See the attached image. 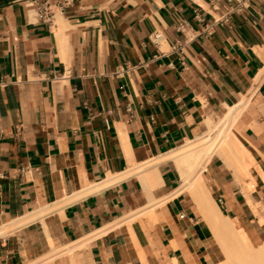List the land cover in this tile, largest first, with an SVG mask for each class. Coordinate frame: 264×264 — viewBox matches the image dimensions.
Here are the masks:
<instances>
[{
    "label": "crops",
    "instance_id": "obj_1",
    "mask_svg": "<svg viewBox=\"0 0 264 264\" xmlns=\"http://www.w3.org/2000/svg\"><path fill=\"white\" fill-rule=\"evenodd\" d=\"M65 1L48 29L0 0V229L50 212L0 235V264L219 262L165 159L253 92L235 131L264 174V0ZM203 176L221 215L261 245L262 180L217 154Z\"/></svg>",
    "mask_w": 264,
    "mask_h": 264
},
{
    "label": "bare ground",
    "instance_id": "obj_2",
    "mask_svg": "<svg viewBox=\"0 0 264 264\" xmlns=\"http://www.w3.org/2000/svg\"><path fill=\"white\" fill-rule=\"evenodd\" d=\"M252 93L253 92H251L249 96L242 98V100L238 104L234 106H227L226 109L222 111L221 115L218 116L217 121L213 122L211 119L207 118L204 122L205 131L203 133L195 136L196 138L193 141H188L180 149L171 152L165 159L166 161L172 160L177 169L180 188L176 191L175 194L179 195L180 192L189 193V196H192L195 200V204H197V207L200 209L204 220L209 224L212 232L215 230V228H217L219 231L223 232L224 235H229L230 240L234 241V238H236L235 241L238 245V247L236 246V249H247L248 252L253 249V247L248 240L247 235H245L246 233H244L243 230H240L233 221L221 215L217 207L218 204L216 206L214 200L210 196V192L207 188L203 173L207 171V165L208 163H210L213 155L217 154L226 163L227 167L231 168L232 171L236 173V176L243 172L248 178H252L253 186L254 184H256V180L258 178L261 179L264 183V174L260 170V167L252 162L249 153L241 146L235 131L236 122L239 119L244 107L249 102ZM150 164L151 163H148V165L143 168L139 167L140 169L137 168L135 170H132L131 172H128L126 176L130 177V175L133 173L139 174L143 170L147 169ZM112 181V177H108V180H106L104 183L100 185L90 186V188L86 192H93L99 188H102L104 185L111 183ZM43 211V214H45L44 216H46L47 213H50L45 212V210H41L40 212L36 211L38 212L37 214L33 212L34 214H32L31 216L30 214H27L29 215L28 217H26L25 215L26 218L18 220V222H16L15 224L12 223L11 225L10 222L9 224H7L8 226L5 227L4 225L3 228L1 227L0 235L8 233L10 230L12 231L15 227L18 228L20 226L27 225L29 222L31 223V221L36 222V218H40L43 220V218H41L44 217L41 213ZM239 245H242V247L239 248ZM73 247L69 246L66 249L70 251ZM253 251H255V249ZM254 253L255 256L253 255V253L249 254L245 251L243 257L253 258V260H257L260 258V260L262 259L261 261L264 262V259L261 258L264 257V243L259 245ZM238 257L240 258V255H238ZM238 257L235 258L238 259ZM231 258L227 256V262L224 261L225 263L223 262L222 264H234ZM236 259H234V261ZM245 260L247 259L241 261H244L242 264L245 263ZM249 260L251 261L252 259H248V261ZM238 261H236V263ZM249 263L253 264L251 262ZM258 264H260V262Z\"/></svg>",
    "mask_w": 264,
    "mask_h": 264
},
{
    "label": "built area",
    "instance_id": "obj_3",
    "mask_svg": "<svg viewBox=\"0 0 264 264\" xmlns=\"http://www.w3.org/2000/svg\"><path fill=\"white\" fill-rule=\"evenodd\" d=\"M74 1V0H70ZM12 4H22L27 10L31 11L35 15V19L38 23L44 24L50 28L53 25L56 15L62 14L64 12L65 6L69 3L65 0H12ZM242 7L237 5L235 8H229L228 12L225 14L223 20L227 21L228 17L232 14H239ZM185 22H182L177 27V31L184 35ZM162 39V35L159 33L154 34V43L159 42ZM172 50L174 52H181L180 46H173Z\"/></svg>",
    "mask_w": 264,
    "mask_h": 264
},
{
    "label": "rangeland",
    "instance_id": "obj_4",
    "mask_svg": "<svg viewBox=\"0 0 264 264\" xmlns=\"http://www.w3.org/2000/svg\"><path fill=\"white\" fill-rule=\"evenodd\" d=\"M207 118H209V119H211L213 122H215V121H217V119H215V120H213L211 117H207ZM206 118V119H207ZM205 119V120H206ZM205 122V121H204ZM205 131V127L203 128V131H202V133ZM225 165H226V163H225ZM146 165H143V166H138L137 168L138 169H140V168H143V167H145ZM140 167V168H139ZM226 167H227V165H226ZM229 169H231V168H229ZM232 170V169H231ZM234 172V171H233ZM240 174H244L243 172H241ZM240 174L238 175V176H240ZM244 176H246L245 174H244ZM247 177V176H246ZM252 186H253V184H252ZM249 190H251V188L249 189ZM254 212H255V214L256 215H258V213H256V211L254 210ZM209 225V224H208ZM211 229V228H210ZM212 231V230H211ZM212 234H213V238H215L216 239V241H215V239H214V241H215V243H216V246L219 248V250H222L223 251V253H225L224 254V256H222V258H221V260H219V262H216V263H214V264H222L224 261L225 262H227V256H229L230 258H231V256H232V258H231V260H233L232 262L235 264L236 263V261H238L239 259V261L237 262L238 264H242L243 262H241L242 260H244V259H247V260H245V263L244 264H247V263H249V262H251V263H255V264H258L259 262H260V264L262 263H264V262H262L261 260H260V258L259 259H255V260H253V258H247V257H243L244 256V254H245V251L247 252V253H253V255L255 254L254 252L256 251V248L258 247V246H253L252 244V247H253V249H251L249 252H248V250L246 249H239V250H237L236 249V246L238 247V245H237V243H236V238H234L235 240L234 241H232V240H230L229 239V235H224L223 234V232H221V231H219L217 228H215V230L212 232ZM215 236V237H214ZM217 238H219V239H217ZM235 242V243H234ZM222 243V244H221ZM264 243V242H263ZM242 247V245H239V248H241ZM255 249V251H253ZM231 251V252H230ZM236 251V252H235ZM242 251H244V252H242ZM243 254H242V253ZM226 255V256H225ZM231 255V256H230ZM235 255V256H234ZM238 255H240V258L238 257ZM255 256V255H254ZM235 257H238V259H236ZM243 258V259H242ZM261 258H263L264 259V257H261ZM234 259H236L235 261H234ZM248 259H252L251 261L249 260L248 261ZM247 261V262H246ZM254 261V262H253ZM224 262V263H225ZM236 263V264H237ZM250 264V263H249Z\"/></svg>",
    "mask_w": 264,
    "mask_h": 264
}]
</instances>
